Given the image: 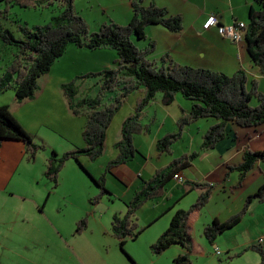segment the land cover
Returning a JSON list of instances; mask_svg holds the SVG:
<instances>
[{
	"label": "crops",
	"instance_id": "crops-1",
	"mask_svg": "<svg viewBox=\"0 0 264 264\" xmlns=\"http://www.w3.org/2000/svg\"><path fill=\"white\" fill-rule=\"evenodd\" d=\"M87 1L91 0H75L74 5L76 12L85 19L90 30L110 22L127 25L133 17L130 0H93L98 4V10L97 7L95 8L97 11H91L86 6L81 7ZM144 3L163 8L170 15L181 16L183 19V29L180 32H171L163 26L151 25L145 30L147 40L135 39L139 48H146L150 41L156 43V50L150 57L151 60L160 61L163 57L169 56L181 66L210 70L227 76L242 72L248 77L249 88L252 87L253 82H256L259 90L264 93V76L248 53L245 37L242 42L234 43L222 38L216 28L210 30L203 28L211 15H216L224 26L235 22H243L248 26L251 11H260L262 8L257 0H144ZM91 12H97L94 27L90 25L87 18ZM83 50L85 52H82ZM82 51V53L73 52L81 58L90 59L99 70L96 72L112 68L118 60L117 52L112 49L93 51L82 48ZM77 67L80 68V66ZM42 81L43 87L37 91L33 99L18 103L15 93L14 96L10 93L1 99L8 94L9 91H7L0 95V106H9L15 118L28 133H37L41 129H51L59 133L73 146L65 152L74 150L76 147L84 148L82 134L86 119L76 117L70 111L68 100L62 91L65 80H59L57 84H53L54 77L49 72L41 79ZM83 95L85 93L81 96L79 91L78 99L84 97ZM137 98L138 94H132L126 98L123 108L117 113L107 131L104 153L98 160L93 162L88 157L82 156L78 162L67 161L64 168H69L77 180L74 186L78 197L84 196L91 187L88 181L84 180V169L93 178L100 179L105 176L108 164L118 157L119 152L115 144L122 139L124 122L135 112ZM6 101L10 103L7 104ZM191 108L192 103L183 97H178L176 102L165 106L161 95L146 108L142 124H150L155 118L150 133L136 135L134 145L139 154L127 163L115 167L110 174L106 175V188L111 195L104 196L91 214V223L99 222L100 224L96 225L103 228L104 240L99 235L101 229L92 233L86 229L87 231L78 235L81 237L76 236L74 229L76 223L82 219L81 216L74 218L73 227L72 223L68 225L66 215L54 217L53 221L48 220L52 227H49V230L25 236L15 231L6 234L9 229H3L2 226L9 221L3 224L0 221V264H132L130 258L127 256V259L120 250V242L113 236V219L126 212L127 205L135 193L141 189L143 181L151 179L158 170L170 166L175 159L195 152L200 153L198 158L187 169L179 172L183 182L179 183L173 178L167 184L163 197L146 203L137 212L138 224L146 229L137 240H128L126 244L134 241L141 242L142 246L148 247L150 252L151 246L168 229L175 213L179 210H188L204 192L202 189L186 192L185 185L199 183L211 189V196L208 204L201 211L192 214L188 221L187 231L194 245L191 256H194L198 242L201 246L199 255L204 257L210 249H219L220 239L226 238L228 262H231L230 256L245 251L251 245H257L264 237V203L256 200L251 203L243 220L218 237L214 244L208 242L203 232L205 227L215 220L224 222L240 213L247 198L254 195L264 184V162H257L242 182L241 171H229V167L243 162L246 152L264 151V130L261 134L253 136L254 129L242 128L229 122L224 139L217 143L214 149L201 151L204 135L209 128L220 121L199 119L186 128L181 140L173 146L171 154H159L158 140L169 133L176 132L183 110L188 113ZM38 156L34 161H29L26 146L18 141H7L0 147L1 200L5 199L7 203L17 197L30 204L29 209L22 210L21 214L24 218L31 220L42 213L44 217V210L49 205L51 196L46 189L42 188V179L45 178V166L49 157H44L42 160L41 174L37 175L34 181L20 182V179H25L36 167ZM95 186L93 195L96 196L100 193V189L96 184ZM73 201L75 200L66 197L63 204L70 208ZM255 211L260 212L259 217L261 216L263 223L259 224L257 221L259 231L251 235L250 227L246 222L254 218L259 219ZM89 233L91 237L83 235ZM230 236L233 238L231 242L228 241ZM33 237L38 243L34 247L31 243ZM261 245L264 248V241ZM185 252V249L179 245L172 246L160 256H153L150 252L149 264H164V262L174 264V259ZM131 255L136 264L144 263V257L137 256L135 252ZM253 260L254 264L260 263L259 256ZM221 264L226 263L222 261Z\"/></svg>",
	"mask_w": 264,
	"mask_h": 264
},
{
	"label": "trees",
	"instance_id": "trees-1",
	"mask_svg": "<svg viewBox=\"0 0 264 264\" xmlns=\"http://www.w3.org/2000/svg\"><path fill=\"white\" fill-rule=\"evenodd\" d=\"M133 17L127 25L114 22L104 23L98 32L91 33L86 21L76 12L74 0H0L4 10L0 11L4 18L9 17L12 6L25 9L58 7L59 16L45 26L29 28L20 26L19 36L6 28L0 21V42L3 50H11L8 63L0 56V95L13 91L18 103L31 100L39 90V79L49 74L54 64L64 56L69 45L89 50L112 49L118 54V60L112 68L98 73H89L62 85L69 109L76 117H84L86 123L83 130L84 148H76L65 152L61 157L53 151L46 163L45 177L59 186V174L67 161H79L86 156L91 161L98 160L104 153L107 131L114 117L123 108L126 98L138 94L135 112L126 119L122 126V139L115 144L118 157L111 161L105 176L93 178L86 169L85 172L99 187L100 193L92 199L99 203L111 193L106 188L105 177L120 165L132 160L139 152L134 145V137L149 134L155 118L150 124L143 125L146 108L161 95L162 103L169 106L178 97L192 103L190 112L183 110L177 123V131L169 133L157 142L159 154H171L173 146L181 140L187 127L199 119H215L220 123L208 129L203 137L201 151L212 150L217 143L227 135V124L235 123L242 128L254 129V135L264 130V93L256 82L248 88V77L237 72L232 76L210 70L181 66L169 56L160 61L151 60L156 50V43L150 41L146 48H139L136 40H147L145 30L151 25H160L171 32L183 29L181 16L170 15L165 9L155 5H146L144 0H130ZM262 8L251 11L250 22L245 33L248 53L254 64L264 76V0H257ZM99 78L98 90L95 96H84L78 99V80ZM253 99L257 101L252 106ZM22 142L27 148L28 160L34 161L37 155L45 150L44 145L37 144L31 135L18 122L9 106H0V147L4 142ZM199 152L175 159L170 166L158 170L138 190L123 215L115 216L112 221L113 236L120 242L125 252L128 240H137L145 231L137 222V212L148 202L161 198L165 194L167 184L179 175L199 156ZM257 162H264V151L246 152L243 162L229 167V171L242 172L241 182ZM240 182V185H241ZM186 192L202 189L204 192L188 209L179 210L173 216L168 229L151 246L154 256L162 255L172 246L179 245L185 253L177 256L174 264H192L191 254L194 249L193 240L187 231V224L192 214L201 211L209 202L211 189L195 183L185 185ZM264 203V184L246 200L243 210L224 222L215 220L205 227L203 235L210 244L218 237L236 227L247 215L253 201ZM87 227V220L77 223V232L81 233ZM245 251L259 255L260 263L264 264V248L261 244L251 245ZM132 264L135 261L128 255Z\"/></svg>",
	"mask_w": 264,
	"mask_h": 264
},
{
	"label": "rangeland",
	"instance_id": "rangeland-1",
	"mask_svg": "<svg viewBox=\"0 0 264 264\" xmlns=\"http://www.w3.org/2000/svg\"><path fill=\"white\" fill-rule=\"evenodd\" d=\"M74 4H75V0H74ZM82 6L88 7L91 11L98 10V4L93 0L85 2L84 4L81 5V7ZM96 7H97V10L95 9ZM4 8H5L4 5H0V10L3 11ZM96 13L97 12L95 13L91 12L87 15L89 23L93 27L95 26V20L97 18ZM59 14H60V11L58 7L56 6L48 8V9H43V8L25 9V8H21L20 6L15 5L9 9V17L6 19L4 18V15H1L0 21L6 28H9L11 31H13L16 36H19V33L17 32V30L20 26H27L31 29L35 27H39V26H45L51 23L52 19L59 16ZM100 27L94 30L93 29L90 30L88 26L91 33L98 32ZM73 51H77L76 53L85 52L84 50L82 51L81 48L80 49H78V47L76 48L75 45H69L67 48L66 54H64L65 57L63 58L61 57L50 70V73H52L54 77L53 84H57L59 80H65L64 82L65 84H67L89 73H98L96 71H99V70L96 69V67L93 65L90 59L81 58V56L75 55V52ZM9 54H11V50L7 49L4 51L2 48V44L0 42V56L3 57L5 63H8L10 59ZM75 63H76V66H75ZM77 66H80V68L78 69ZM43 77L39 79V82H38L39 89H42L43 87V81L41 82V79ZM98 83H99V78L84 79V80L79 79L78 89L80 91V95L82 96V94L85 93V95L87 96H95L98 90ZM10 93H13L12 95L14 96V92L9 91L8 94H5L4 96H2L1 99H3V97H7V95H9ZM6 102L7 104L10 103V101H6ZM256 105H257V101L253 99L252 106H256ZM39 132H41V135H39ZM39 132L37 133L29 132V134L31 135V137L37 144L44 145L45 150L41 151L38 154L39 159L36 164V167L32 169V172L29 173V175L25 179H20V182L34 181L36 176L41 174L42 162H43L42 160L44 159V157L50 158L53 155V151H55L59 155V157H61L63 155L62 154L63 152L70 149L71 147L73 148L72 144L67 142L63 138V136H61L59 133L51 129H46V130L41 129ZM83 174H84L83 175L84 180L88 181L87 183H89L91 187H89V189L86 191L84 196H80V197H78L75 192L74 185L77 183V180L74 177L73 172L69 168H64V170H62L61 173L59 174V186L57 188H55V185L51 182V180L47 179L46 177L45 178L43 177L42 188L46 189L47 193L51 194L49 198V205H47L44 210L45 211L44 217L42 216L44 213H42V215L38 214V216L34 217L32 220L24 218L23 215L21 214L22 210L29 209L30 204H27L25 201L21 199L19 200L17 197L11 199L9 202L6 203L5 199L3 201L1 200L2 195L0 194V221L2 222V224L5 221H9L7 222V224H4L2 226L3 229H9L6 234L14 233L15 231V232H18V234L25 236L26 234H32L34 232L37 233L38 231L43 232V231L49 230V227H51V224L50 222H48V220L53 221L54 217L56 218L60 216L65 217L66 215L68 218L67 223L68 225H71L72 223V227L74 225L73 220L75 217L81 216L82 218L81 220L86 219L87 227L85 228V230L87 229L89 230L90 233H92L93 231L98 232L101 229L99 232V235L104 240L105 237L103 235V228H101L100 225H96L100 223L94 222V221H92L93 224L91 223V216H92L91 214L92 212H94V207H96L98 204L92 201V199L97 196V195L96 196L93 195L94 191L96 190L95 188L96 186H95V183L91 180V178L85 172H83ZM16 185L21 186L19 185V183H16ZM66 197H68L69 199L75 200L73 201V205L70 208L64 206L63 204V201L66 199ZM85 200L87 201L85 202ZM66 213H68L70 216L67 215ZM255 213H258V217H259L260 212L255 211ZM260 218L261 216L257 220L256 218H254V220L246 222L250 227L251 235L254 234V232L259 231V228L257 227V221L259 224L263 223V220ZM12 222L13 224H9ZM77 223H76V228L74 229L75 234H77L76 236L80 234L77 232ZM90 233L83 234V235H87L91 237ZM197 236L198 235H196V238L199 241V238ZM78 237H81V236H78ZM225 239L226 238H224V240L220 239L218 243L220 244L219 249L222 252L221 256L216 254V249L214 248L210 249L208 254L205 255L204 257L200 256L199 254L201 253V246H199V242H198L196 252L194 256H191L192 264H221L222 261L226 264H254L253 259L255 257H258L259 255L255 252L244 251V250L240 251L237 254H234L233 256H230L229 258L231 259V262H228L229 252L226 249L228 247V243L226 242ZM231 239L233 240L232 236L228 238V241L231 242ZM31 243L33 247L38 244L36 243L34 237L31 240ZM120 250L122 251L123 254L126 255L127 259H128L127 257L128 255L132 258L131 253L135 252L137 256L139 255V256L144 257L143 264H149L151 262V254H152V253L150 254L151 249L149 252L148 247L142 246L141 242H136V241L130 242L129 244L125 245V252L122 249ZM164 264L166 263L164 262Z\"/></svg>",
	"mask_w": 264,
	"mask_h": 264
},
{
	"label": "built area",
	"instance_id": "built-area-1",
	"mask_svg": "<svg viewBox=\"0 0 264 264\" xmlns=\"http://www.w3.org/2000/svg\"><path fill=\"white\" fill-rule=\"evenodd\" d=\"M203 28L205 30H210L212 28H216L218 31V34L227 40H230L234 43H239L244 40L247 25L243 22H235L232 25L224 26L220 23L219 18L216 15H211L207 18L206 22L203 25ZM174 179L177 180L179 183H182L183 180L179 175H175ZM264 241V237H262L258 244H262ZM216 254L220 255L221 252L217 248Z\"/></svg>",
	"mask_w": 264,
	"mask_h": 264
}]
</instances>
